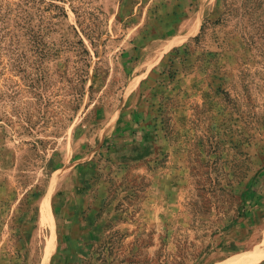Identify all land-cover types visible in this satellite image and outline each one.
I'll use <instances>...</instances> for the list:
<instances>
[{"label": "rangeland", "instance_id": "1", "mask_svg": "<svg viewBox=\"0 0 264 264\" xmlns=\"http://www.w3.org/2000/svg\"><path fill=\"white\" fill-rule=\"evenodd\" d=\"M234 3L0 0V264H218L264 233V0Z\"/></svg>", "mask_w": 264, "mask_h": 264}, {"label": "bare ground", "instance_id": "2", "mask_svg": "<svg viewBox=\"0 0 264 264\" xmlns=\"http://www.w3.org/2000/svg\"><path fill=\"white\" fill-rule=\"evenodd\" d=\"M260 239V240H259ZM264 257V233L254 238L247 247L246 252L229 262L218 264H256Z\"/></svg>", "mask_w": 264, "mask_h": 264}, {"label": "trees", "instance_id": "3", "mask_svg": "<svg viewBox=\"0 0 264 264\" xmlns=\"http://www.w3.org/2000/svg\"><path fill=\"white\" fill-rule=\"evenodd\" d=\"M222 1V5H223V8L224 10L222 11V13L220 14V17L219 19L216 21L217 23H223V22H226V21H229L228 19L233 15V13L236 11L238 12V9H234L233 5L235 4L234 2L236 0H221ZM46 3V1H45ZM209 23L208 20H206L204 22V24L202 25L201 27V33L200 35H198L195 39L196 40H199V38L201 37V35H203L205 33V25ZM117 137L118 136V131L113 135V137Z\"/></svg>", "mask_w": 264, "mask_h": 264}]
</instances>
